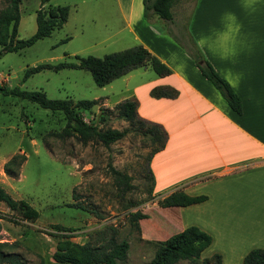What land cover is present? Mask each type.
I'll list each match as a JSON object with an SVG mask.
<instances>
[{"label":"rangeland","instance_id":"1","mask_svg":"<svg viewBox=\"0 0 264 264\" xmlns=\"http://www.w3.org/2000/svg\"><path fill=\"white\" fill-rule=\"evenodd\" d=\"M81 1L51 0L47 4L70 7L68 22L50 37L17 53H4L0 47V84L42 91L53 100H102L101 106L85 113L87 122L98 124L103 108L115 110L131 96L124 79L99 87L90 72L66 68L57 72L44 70L24 80L27 69L42 64L76 62L75 56L102 59L139 46L117 15L114 0H92L85 5ZM192 4L190 1L179 15L183 25L188 23ZM3 7L4 0H0V8ZM41 7L42 0H22L19 39H29L36 33L37 12ZM147 75L156 76L152 69ZM65 123L62 113H52L28 100L0 96V184L14 199L26 201L40 215L32 222L0 202V212L5 216L1 221L0 244L11 246L1 248L5 253L20 255L25 264H52L50 258L61 235H71L79 244L91 241L98 245L114 237L118 242L129 243L127 259L122 264H150L159 242L183 228L199 225L211 227L225 244L224 232L220 236L209 216L192 207L163 209L159 206L163 194L151 193L148 167L155 145L136 132V124L119 119L116 112L111 114L107 125H100L102 128L130 131L124 139L107 148L99 143L84 145L75 138L52 136L61 132ZM15 155H24L26 160L20 176L11 178L5 174L4 165ZM113 170L129 175L134 189L123 193ZM76 203H82L89 212L71 206ZM137 212L148 218L138 224L132 222L131 215ZM216 224L219 227V221ZM54 225L75 231L57 232L52 228ZM239 262L237 256L224 260L221 253L211 248L198 259L177 264Z\"/></svg>","mask_w":264,"mask_h":264},{"label":"crops","instance_id":"2","mask_svg":"<svg viewBox=\"0 0 264 264\" xmlns=\"http://www.w3.org/2000/svg\"><path fill=\"white\" fill-rule=\"evenodd\" d=\"M190 1L183 25L179 15ZM114 2L139 46L172 71L148 76L146 66L122 77L131 91L128 99L139 103L141 119L161 126L169 137L149 164L153 195L164 198L181 190L208 196L186 207L209 216L220 236L224 232L222 244L216 231L199 225L213 239L205 252L212 248L224 260L237 256L241 264L248 251L264 249V0H181L172 22L157 16L145 20L143 0ZM197 48L242 100L240 114L187 56ZM156 87L173 88L178 96L154 98Z\"/></svg>","mask_w":264,"mask_h":264},{"label":"trees","instance_id":"3","mask_svg":"<svg viewBox=\"0 0 264 264\" xmlns=\"http://www.w3.org/2000/svg\"><path fill=\"white\" fill-rule=\"evenodd\" d=\"M51 0H42V7L37 12V31L29 39L18 38L19 26L21 21L20 5L22 0H4V7L0 8V47L4 53H17L36 42L48 38L55 30L62 28L69 19V6L47 5ZM181 0H143L144 19L149 20L152 16H157L166 22L174 20L173 8ZM47 5V6H46ZM197 53L189 52V56L196 63L202 75L220 92L230 108L236 113L242 112V100L231 87L229 82L221 77L211 63L205 59L201 50L197 48ZM76 62H60L56 65L42 64L34 68L27 69L24 80L40 73L44 70L60 71L62 69L85 70L92 74L97 86L105 87L115 80L122 78L131 71L150 66V68L160 77L168 76L172 73L170 68L160 59L154 56L143 46H137L124 51L116 52L96 58L93 56H75ZM154 98H175L178 91L170 87H156L151 91ZM0 96L12 97L19 100H28L43 109L50 110L52 113H62L65 119V127L59 133L52 134L61 139L75 138L84 145L89 143H99L105 147L124 139L129 129L118 130L107 125L111 114L117 113L119 119L137 125L135 129L143 137L151 142L153 150L148 159L149 181L151 183V193H154V176L150 169V161L154 155L161 152L168 141L167 132L156 124L147 122L138 114L139 103L136 99H128L119 103L115 110L103 108L99 115V123L87 122L85 113L93 111L97 106L102 105V100H81L73 99L53 100L42 91H25L19 86L10 88L5 84H0ZM147 127V128H145ZM145 128V129H143ZM47 145L46 137L43 138ZM24 155H15L4 165V172L11 178H18L19 171L24 164ZM113 176L123 193L133 190L132 178L120 171L113 170ZM208 196H191L178 190L159 201V206L166 208H186L193 205L204 203ZM0 202L14 212H18L26 220L35 222L39 218V212L24 200L14 199L0 184ZM71 206L83 211L89 210L82 203L72 204ZM5 218L0 212L1 221ZM147 215L137 212L131 215V221L138 224L140 220L147 219ZM57 232L75 231L73 228H65L60 225L52 226ZM52 237H59L57 234L49 233ZM61 240L57 242L56 250L52 256L55 264H122L127 259L129 243L127 241L118 242L114 237L105 244L87 242L79 244L75 242L71 235H61ZM211 235L197 226H190L171 236L169 239L158 243L155 256L150 264H177L180 261H190L198 259L212 245ZM17 246V244H16ZM11 248L9 244H0V264H25L20 255L16 253H5L1 248ZM219 260V257H217ZM244 264H264V249L252 250L244 259Z\"/></svg>","mask_w":264,"mask_h":264},{"label":"bare ground","instance_id":"4","mask_svg":"<svg viewBox=\"0 0 264 264\" xmlns=\"http://www.w3.org/2000/svg\"><path fill=\"white\" fill-rule=\"evenodd\" d=\"M229 232H231V231H229ZM229 232H228V234H229ZM230 235H232V234H230Z\"/></svg>","mask_w":264,"mask_h":264}]
</instances>
